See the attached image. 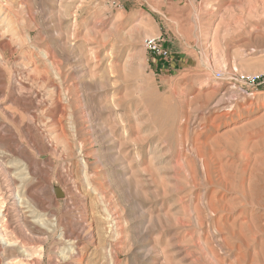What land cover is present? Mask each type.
I'll return each instance as SVG.
<instances>
[{"label":"rangeland","instance_id":"rangeland-1","mask_svg":"<svg viewBox=\"0 0 264 264\" xmlns=\"http://www.w3.org/2000/svg\"><path fill=\"white\" fill-rule=\"evenodd\" d=\"M263 9L0 0L4 235L38 257L18 259L264 264V83L238 81L264 72ZM160 34L169 59L144 47ZM20 177L35 211L17 217ZM0 236L5 264L18 248Z\"/></svg>","mask_w":264,"mask_h":264},{"label":"bare ground","instance_id":"bare-ground-1","mask_svg":"<svg viewBox=\"0 0 264 264\" xmlns=\"http://www.w3.org/2000/svg\"><path fill=\"white\" fill-rule=\"evenodd\" d=\"M264 10V9H263ZM261 13H263L264 14V12H261ZM26 178H24V177H20V184L19 185H14V187L12 186L11 187V189H9L8 191H7V195H6V197H7V199H9L10 200V204H11V206L13 207V209H14V215H16L17 217H19V216H22L21 214H20V212L21 211H23V212H25V209H26V212H33V205H31V200L29 199V198H25V197H23L22 199L20 198V199H16V196H25V193H26V190L28 189V186L26 185V180H25ZM75 191V190H74ZM16 193V194H15ZM78 193V192H77ZM77 193L75 194V195H77ZM83 194V193H82ZM84 195V194H83ZM82 195V196H83ZM87 195V194H86ZM15 196V197H14ZM78 196V195H77ZM3 197H4V195H3ZM2 196L0 197V235L2 234V240H4V246H8V247H14V246H16L17 248H18V255L14 258H12V259H10V256L9 257H6V262H5V260H4V262H5V264H25L24 263V261L22 260H20V259H18V257L19 256H23V257H25V258H33L32 256H33V254L32 253H30V251H28V249L27 248H25V246L24 245H20V243H18V241L16 240H14V239H12V238H9L10 236H5L4 234L6 233V229L8 228V217H9V214H8V212H9V207L10 206H8V205H6L4 202H3V200H2V198H3ZM85 198V197H84ZM83 198V199H84ZM75 201V200H74ZM78 202V201H77ZM74 203V202H73ZM72 203V204H73ZM83 203V202H82ZM33 209V210H32ZM69 209V208H68ZM35 211V210H34ZM30 214V213H29ZM36 214V213H35ZM34 215V214H33ZM32 215V216H33ZM31 216V217H32ZM37 216V215H36ZM83 216V215H82ZM25 217V216H24ZM111 218V217H110ZM23 219H25V218H23ZM43 219V218H42ZM42 219H39V220H42ZM80 219V218H79ZM88 219V218H87ZM111 219H115V218H113V216H112V218ZM118 219V218H117ZM45 220H47V219H45ZM86 220V219H85ZM116 220V219H115ZM44 221V220H43ZM77 221V220H76ZM89 221V220H88ZM112 221V220H111ZM38 222V221H37ZM47 222V221H46ZM78 222V221H77ZM83 222V221H82ZM117 222V221H116ZM80 223V222H79ZM86 223V222H85ZM7 224V225H6ZM47 224H48V222H47ZM81 224V223H80ZM117 225V224H116ZM43 226H44V223H43ZM45 226H47V225H45ZM52 226V225H51ZM81 226V225H80ZM86 226V225H85ZM115 226V225H114ZM50 227V226H49ZM48 227V228H49ZM54 227V226H53ZM84 227V226H83ZM51 229H52V227H50ZM87 228V227H86ZM45 229H46V227H45ZM51 229H48V231H50ZM68 229V228H67ZM69 230V229H68ZM69 232V231H68ZM68 232H64V237L63 236H61L62 237V239L65 241L64 243H66V242H73L74 240H76V238H78V237H74L73 239L71 238V236H69L68 234H66V233H68ZM73 234H74V232H72ZM7 234V233H6ZM74 236H76V235H74ZM0 239H1V236H0ZM61 239V238H60ZM62 240V241H63ZM77 241V240H76ZM61 242V241H60ZM74 244H75V242H73ZM1 244H3V243H0V245ZM72 244V243H71ZM73 244V245H74ZM0 247H2V246H0ZM65 250V249H64ZM63 250V251H64ZM56 253V252H55ZM36 258V257H35ZM35 258H33V259H35ZM38 258V257H37ZM37 258H36V260H37ZM8 259V260H7ZM68 257L66 256V255H62V256H59V257H54L53 259H52V261H51V263L52 264H63V263H65V262H67L68 261ZM3 262V263H4ZM1 263V262H0ZM2 264V263H1Z\"/></svg>","mask_w":264,"mask_h":264},{"label":"built area","instance_id":"built-area-1","mask_svg":"<svg viewBox=\"0 0 264 264\" xmlns=\"http://www.w3.org/2000/svg\"><path fill=\"white\" fill-rule=\"evenodd\" d=\"M164 37L162 34L157 36H148L144 39V47L154 56L161 59H169L171 52L164 46ZM238 81L242 84L257 87L264 83V72L258 74H240Z\"/></svg>","mask_w":264,"mask_h":264}]
</instances>
